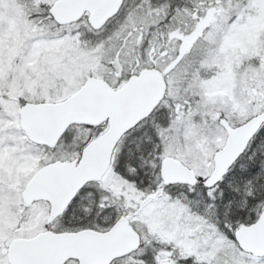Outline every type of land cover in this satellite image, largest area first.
<instances>
[{
    "label": "snow or ice",
    "instance_id": "obj_1",
    "mask_svg": "<svg viewBox=\"0 0 264 264\" xmlns=\"http://www.w3.org/2000/svg\"><path fill=\"white\" fill-rule=\"evenodd\" d=\"M0 264H264V0H0Z\"/></svg>",
    "mask_w": 264,
    "mask_h": 264
}]
</instances>
